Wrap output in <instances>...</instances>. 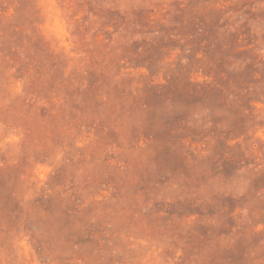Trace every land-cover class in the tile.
Segmentation results:
<instances>
[{
  "label": "rangeland",
  "instance_id": "1",
  "mask_svg": "<svg viewBox=\"0 0 264 264\" xmlns=\"http://www.w3.org/2000/svg\"><path fill=\"white\" fill-rule=\"evenodd\" d=\"M0 264H264V0H0Z\"/></svg>",
  "mask_w": 264,
  "mask_h": 264
}]
</instances>
